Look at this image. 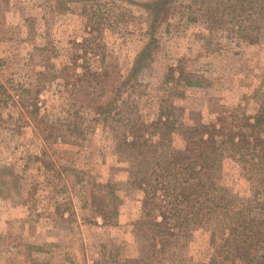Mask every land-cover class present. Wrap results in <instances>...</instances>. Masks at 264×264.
<instances>
[{
	"label": "rangeland",
	"instance_id": "374dc122",
	"mask_svg": "<svg viewBox=\"0 0 264 264\" xmlns=\"http://www.w3.org/2000/svg\"><path fill=\"white\" fill-rule=\"evenodd\" d=\"M154 1L0 0V264L222 260L215 247L227 234L218 230L213 237L212 224L192 223L166 245L155 238L153 192L147 195L134 181L140 175L153 180V163L170 161L187 131L213 121L217 111L241 106L251 115L258 109L264 40L249 43L231 24L210 22L206 5L214 0L202 7L201 0H173L156 25L154 55L120 97L117 114L98 121L95 106L109 100L153 42L146 5ZM86 29H96L92 47L106 57L104 63L101 56L91 59L93 71L109 72L101 85L75 76L82 72L73 61L75 45L90 36ZM180 71L202 85L187 87ZM34 109L37 116L30 114ZM50 132L51 142L43 134ZM213 178L240 209L254 200L235 161L223 159ZM110 184L119 199L115 226L104 224L92 201Z\"/></svg>",
	"mask_w": 264,
	"mask_h": 264
},
{
	"label": "trees",
	"instance_id": "16d2710c",
	"mask_svg": "<svg viewBox=\"0 0 264 264\" xmlns=\"http://www.w3.org/2000/svg\"><path fill=\"white\" fill-rule=\"evenodd\" d=\"M172 1L155 0L146 5L153 15V42L136 56L128 76H122L112 87L109 100L95 106L98 121L107 123L117 114L120 97L132 87V80H136L147 66V59L154 55L159 44L154 37L155 28L164 22L162 16L168 14ZM201 2L202 7L205 1ZM206 9L210 22L231 24L241 39L249 43L264 40V0H214ZM86 33L90 36L75 45L73 61L82 69L81 73L75 72V76L78 82L101 85L109 72L105 68L93 71L91 59L101 56L104 63L106 57L92 47L97 39L96 29H86ZM152 47L151 53L149 48ZM79 60L83 63L78 64ZM179 74L187 87L202 85L199 79L186 77L184 71ZM35 106L38 108V104ZM30 114L37 116L38 111L34 109ZM43 134L45 140L52 141V132ZM138 138L133 134L135 142ZM157 154L158 149L154 148L153 155ZM225 158L240 164L252 185L254 200L245 208L234 205L215 184L213 174ZM169 160L153 163V168L157 167L153 180L148 175H140L134 181L138 189L148 192L147 195L153 192V236L166 245L169 237L180 235L184 228H191L192 223L212 224L213 237L218 230L227 234L221 246L215 247L222 260L215 259L213 264L236 260L242 264H264V101L251 115L241 106L217 111L213 121L201 122L187 131L184 147L175 150ZM3 170V173L8 171L6 167ZM11 176L19 179L18 174ZM92 201L105 225H118L119 199L112 184L107 192L93 194ZM155 207L159 215L155 214ZM173 220L176 222L172 223Z\"/></svg>",
	"mask_w": 264,
	"mask_h": 264
}]
</instances>
